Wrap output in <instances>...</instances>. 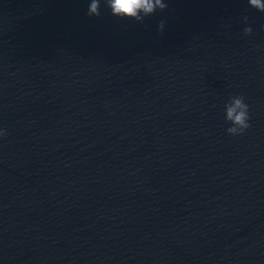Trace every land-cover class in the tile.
Segmentation results:
<instances>
[{"label": "water", "instance_id": "1", "mask_svg": "<svg viewBox=\"0 0 264 264\" xmlns=\"http://www.w3.org/2000/svg\"><path fill=\"white\" fill-rule=\"evenodd\" d=\"M166 2L0 0V264H264V12Z\"/></svg>", "mask_w": 264, "mask_h": 264}, {"label": "clouds", "instance_id": "2", "mask_svg": "<svg viewBox=\"0 0 264 264\" xmlns=\"http://www.w3.org/2000/svg\"><path fill=\"white\" fill-rule=\"evenodd\" d=\"M110 10L111 14L121 19H130L143 23L145 18L159 12H164L168 4L166 0H90L87 15L89 17H100L102 15L101 4ZM251 7L264 12V0H248ZM247 21V17L244 18ZM165 21L161 20L157 26L158 32L162 33ZM251 27L244 29V34L249 35ZM225 120L231 123L227 128L230 135H242L250 127L249 106L245 103L243 96H233L225 105ZM6 132L0 131V136Z\"/></svg>", "mask_w": 264, "mask_h": 264}]
</instances>
